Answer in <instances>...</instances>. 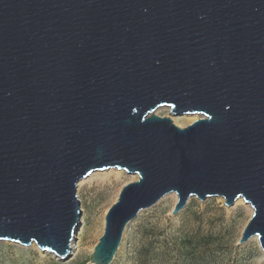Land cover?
Here are the masks:
<instances>
[{
  "label": "water",
  "instance_id": "95a60500",
  "mask_svg": "<svg viewBox=\"0 0 264 264\" xmlns=\"http://www.w3.org/2000/svg\"><path fill=\"white\" fill-rule=\"evenodd\" d=\"M109 169L137 179L89 264L169 194L242 199L264 254V0H0V241L66 261L77 184Z\"/></svg>",
  "mask_w": 264,
  "mask_h": 264
},
{
  "label": "rangeland",
  "instance_id": "374dc122",
  "mask_svg": "<svg viewBox=\"0 0 264 264\" xmlns=\"http://www.w3.org/2000/svg\"><path fill=\"white\" fill-rule=\"evenodd\" d=\"M167 109L159 108L154 114L164 117ZM173 117L178 127L187 126L181 116ZM130 182V175L124 172L118 179L93 178L77 184L81 218L74 236L78 247L73 258L61 262L36 246L0 241V264H89L93 247L103 233L104 216L120 189ZM175 203L176 196L174 200L169 194L140 212L127 225L110 264H264L257 240L237 244L252 214L246 207L234 203L226 208L221 198L201 202L191 197L172 215Z\"/></svg>",
  "mask_w": 264,
  "mask_h": 264
},
{
  "label": "bare ground",
  "instance_id": "6f19581e",
  "mask_svg": "<svg viewBox=\"0 0 264 264\" xmlns=\"http://www.w3.org/2000/svg\"><path fill=\"white\" fill-rule=\"evenodd\" d=\"M167 109V108H166ZM169 109V108H168ZM167 109V114L165 115V117H168V118H171V121H173L174 124H176L177 126H180L176 121H175V118L173 116H171V113L169 112V110ZM181 120H182V123L185 124V125H189L191 124L192 122H194L195 120H197L199 118V116L197 115H181ZM106 171V170H105ZM100 172V171H99ZM122 174H124L123 171L121 170H117V169H109L106 171V173L104 174H99L98 172H93L91 173L89 176L85 177L84 179H82L80 182H79V185L81 184H84L86 181H89L93 178H98V179H103V180H109L111 177H113L114 179H118ZM137 179V176H130V180L131 182L132 181H135ZM173 197H174V200H175V195L174 194H171ZM238 205H241V206H244L248 209V211L251 213L252 210L251 208L249 207V205H246L244 204L243 200L242 199H237L235 201V206H238ZM253 240L256 241V237L253 238ZM75 241L76 239H74V241L72 242V249H71V254L70 256L67 258V260L71 259L74 257L75 255V251L77 250V244L75 245ZM32 247H35V245H31ZM66 260V261H67Z\"/></svg>",
  "mask_w": 264,
  "mask_h": 264
}]
</instances>
